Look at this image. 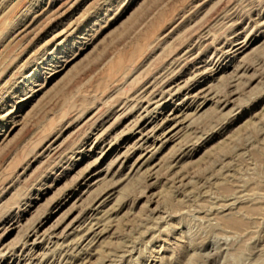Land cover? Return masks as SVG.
<instances>
[{"label": "rangeland", "instance_id": "1", "mask_svg": "<svg viewBox=\"0 0 264 264\" xmlns=\"http://www.w3.org/2000/svg\"><path fill=\"white\" fill-rule=\"evenodd\" d=\"M0 264H264V0H0Z\"/></svg>", "mask_w": 264, "mask_h": 264}]
</instances>
